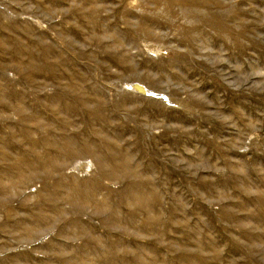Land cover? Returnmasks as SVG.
Returning a JSON list of instances; mask_svg holds the SVG:
<instances>
[{"label":"rangeland","instance_id":"1","mask_svg":"<svg viewBox=\"0 0 264 264\" xmlns=\"http://www.w3.org/2000/svg\"><path fill=\"white\" fill-rule=\"evenodd\" d=\"M217 1L231 6L237 47L233 36L184 41L196 22L178 3L171 15L158 0H0V39L36 53L30 65L0 52V264H62L44 241L76 218L100 240L89 264H264V0ZM19 62L26 71L5 69ZM94 157L140 174L101 179ZM97 182L93 197L126 218L120 228L107 231L93 206L81 215L62 202L33 245L4 232L11 214L42 213L45 185L79 206L72 194ZM59 240L63 257L83 247ZM110 240L125 248L113 254Z\"/></svg>","mask_w":264,"mask_h":264},{"label":"bare ground","instance_id":"2","mask_svg":"<svg viewBox=\"0 0 264 264\" xmlns=\"http://www.w3.org/2000/svg\"><path fill=\"white\" fill-rule=\"evenodd\" d=\"M160 2L166 3L167 13L173 15V6L175 3L180 4L179 6H182V9L186 16L193 17L195 19V25L192 27V33L191 36H183L184 38L188 40H184L187 43L190 41V38L194 40V42L198 43V45H206L207 41L213 39L214 41H218L221 38L225 37H231L233 36V46L237 47V36L233 33L232 29L229 27V19L228 15L226 14L227 10L231 9V6H226L222 4L220 1L215 0V2H210L207 0H203V2H200L199 0H158ZM212 3V4H209ZM192 9V11H191ZM205 9V12L203 13V10ZM203 13V14H202ZM190 37V38H189ZM25 44H22L18 39L16 40H9V39H0V52L4 54V56H9L11 58H17L21 59L20 61H23V58L27 57L29 58L30 65H33L36 63V53H31L28 51V53L25 52L24 49ZM36 48H40L39 46H35ZM20 64L16 66H10L5 67V69L10 68L11 70H17L19 72L26 71V69L23 67V63L19 62ZM31 75L26 76L27 82L31 83ZM135 81H138L135 79ZM5 84V82H4ZM0 86H3V84H0ZM6 86V85H4ZM130 90L133 91L136 94L139 95H145L146 89L136 83L132 86H129ZM22 104L19 103V106ZM94 109V108H93ZM96 112L94 113L95 116L98 118H101L103 120L106 119L105 113L106 110L104 109L103 103L98 102V104L95 106ZM19 110V108H17ZM102 129L101 131L105 132ZM107 139V138H106ZM104 139L103 141H107ZM140 139L143 141L142 135H140ZM80 147V146H79ZM88 147V145H86ZM66 148L71 151L75 150L76 147L74 146V143H70L69 145H66ZM80 148H85V146H81ZM106 152L108 153H116L115 155H119V153L116 151L115 146H111L108 142H105L104 148ZM109 160H113L114 157L109 156ZM106 158H97L94 157V163L98 167V170L100 172L101 179L106 180H115L119 177H124L126 179L132 178L136 179L137 176H139L140 172L132 168L128 161L124 160V162H108ZM60 161H57L56 159L50 160L46 164V168L48 171L49 177H51V174L54 169H56L57 164H59ZM114 163V164H113ZM113 164V165H111ZM21 178V176L19 177ZM100 180V179H99ZM101 181V180H100ZM99 182H97V185H95L93 188H91L88 191L84 190H78L74 192L72 195L76 197V200L81 202L79 206H77V203L75 200H69V199H63L59 197L60 191H59V184H56L55 186H48L45 185V196L46 202L45 206L41 208L42 213L35 214L30 219H21L16 218L15 214H11L9 217L8 222L6 223L8 231H4L8 236L13 237L14 241L17 244H30L33 245L37 238L41 235L44 230L47 229V227L51 226L53 221L55 220V217H59L63 213V209L61 208L62 202L69 203L70 206L76 211H78L79 214L84 215L89 212L88 207L93 206L95 211L100 212L102 215L101 223L104 225L105 229L107 231L120 228L124 225L126 222V218L123 215H120L118 213H115L112 208L108 206L107 199H104L101 202H97L93 196L98 195V192L100 191ZM44 189V188H43ZM7 193V191L3 192ZM134 198L137 197V194L135 192ZM140 197H142V193L139 194ZM93 197V199H92ZM137 197L135 200H140L141 198ZM107 203V204H106ZM77 207V208H76ZM48 209L53 215H46L44 214V210ZM76 221L68 227H63L59 230V233L56 238H53L47 241H44V246L47 247V249L50 251V253L57 255L54 256L59 262L62 264H89V256L91 255V252L96 249L100 248L99 246V237L93 232V230L85 223L81 222L79 218L75 219ZM29 222V226L27 228H24L23 225L26 222ZM67 235H74L77 236V238L82 243L81 250H77L74 252V254L70 257H63L61 256L62 251H64L66 247V243L59 240V238H66ZM106 247H109L111 252L113 254H116L115 252H119L124 244H122L120 241L117 240H110L108 243H105ZM37 246H32V253L36 251ZM2 247L0 246V249ZM80 251V252H79ZM32 253L24 254L28 259L27 260H33L35 258H31ZM126 254V252H125ZM23 255V256H24ZM40 257L37 258V260ZM10 260V258H8ZM106 263L115 264L113 260L108 259ZM41 264H49L48 262H42Z\"/></svg>","mask_w":264,"mask_h":264}]
</instances>
